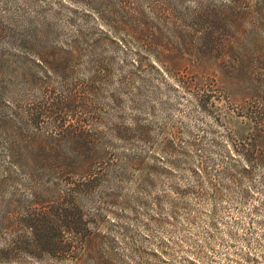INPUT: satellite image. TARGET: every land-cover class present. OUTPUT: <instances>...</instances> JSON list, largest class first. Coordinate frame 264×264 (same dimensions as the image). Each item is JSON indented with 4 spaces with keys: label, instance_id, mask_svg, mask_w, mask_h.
<instances>
[{
    "label": "rangeland",
    "instance_id": "obj_1",
    "mask_svg": "<svg viewBox=\"0 0 264 264\" xmlns=\"http://www.w3.org/2000/svg\"><path fill=\"white\" fill-rule=\"evenodd\" d=\"M57 1L0 0L1 198L9 201L15 188L28 194V181L5 182L21 145L23 153L98 151L95 168L108 174V185L118 192L108 200L117 217L109 218L105 230L107 247L120 259L158 261L152 253L159 254L171 237L178 253L159 257L172 263L260 259L264 250L252 242L264 230H250L257 199L236 202L239 192L257 196L260 186H236L215 176L233 164V106L200 85L208 72L198 43L210 25L200 14L222 0H95L94 13ZM70 46L74 51L60 54L57 66L46 60L54 54L46 47ZM203 101L210 110L201 108ZM87 137L94 138L92 145L83 143ZM193 170L211 174L192 179ZM172 187L217 198L213 221L205 214L212 206L193 201L196 223L174 221L167 198L158 205L153 200L164 194L176 200ZM168 218L170 224L160 223ZM199 250L203 258L190 253Z\"/></svg>",
    "mask_w": 264,
    "mask_h": 264
},
{
    "label": "trees",
    "instance_id": "obj_2",
    "mask_svg": "<svg viewBox=\"0 0 264 264\" xmlns=\"http://www.w3.org/2000/svg\"><path fill=\"white\" fill-rule=\"evenodd\" d=\"M56 3L64 7L73 5L78 8L76 11L83 8L97 12L95 0H58ZM263 12L264 0H222L220 4L201 12V17L209 19L210 25L201 34L198 43L200 64L208 72L200 85L208 91L219 93L217 100H224L233 106L230 113L236 125L228 137L233 164L227 170L216 171L215 176L217 179L230 180L236 186L243 181L260 186L257 196L239 192L236 201H242L243 205L257 199V205L251 209V215L255 217L250 227L253 233L257 229L264 230V221H257L258 217H264ZM2 33L0 37L4 31ZM44 50L54 53L51 61L49 58L46 60L57 66L58 56L70 55L74 48L46 47ZM8 62L11 63L9 59ZM203 102L201 108L210 110L208 106L211 103ZM93 141V137H87L83 143L92 145ZM20 148V152L13 153L17 167L7 171L5 182L17 179L28 181L25 184L28 194L21 195L20 190L15 188L9 201H4L0 194V264H195L172 263L159 257H172V253H178L176 250L180 249L179 243L173 237L168 239L169 243L159 247V254L152 253L154 259L158 260L154 262L127 263L107 247L109 234L105 225L111 216L117 217L109 209L112 203L108 200L117 197L118 192L117 188L108 185V174L95 168L98 151L23 153L22 145ZM210 174L205 170L190 171L192 179L201 180ZM167 175L174 174L170 172ZM198 187L200 190L203 188L201 184ZM171 192L176 195V200L167 194L153 200L158 205L161 198H167L164 203L169 202L171 205V218L174 221L178 222V218H181L188 223H196L197 210L191 208L188 201L203 206L211 205L212 209L205 214H209L206 216L213 221L217 198L190 187L183 191L172 187ZM202 199L207 202L203 203ZM237 207L238 210L240 206ZM177 208H180L178 215L174 210ZM160 223L170 224L169 218ZM210 226L217 227L214 223ZM228 235L236 238L231 233ZM252 243L254 249L263 251L264 234L258 235ZM190 253L203 258L202 250ZM259 257L248 262L264 264V253ZM203 264L228 263L208 261Z\"/></svg>",
    "mask_w": 264,
    "mask_h": 264
}]
</instances>
